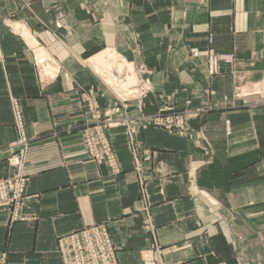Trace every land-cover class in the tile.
<instances>
[{
    "label": "crops",
    "instance_id": "crops-1",
    "mask_svg": "<svg viewBox=\"0 0 264 264\" xmlns=\"http://www.w3.org/2000/svg\"><path fill=\"white\" fill-rule=\"evenodd\" d=\"M0 45V150L17 136L10 97L31 139L30 219L0 211V264H64L57 238L98 223L118 264H264V0H0ZM35 47L53 75L42 77ZM105 49L148 67L146 111L208 109L186 136L135 120L108 129L117 174L85 157L80 134L85 96L101 112L120 106L88 62ZM208 51L235 60L212 73ZM7 156L0 177L13 173Z\"/></svg>",
    "mask_w": 264,
    "mask_h": 264
},
{
    "label": "built area",
    "instance_id": "built-area-1",
    "mask_svg": "<svg viewBox=\"0 0 264 264\" xmlns=\"http://www.w3.org/2000/svg\"><path fill=\"white\" fill-rule=\"evenodd\" d=\"M209 42H211V37H209ZM114 52L115 64L112 72L122 81L123 87H133L136 95L123 99L113 91L120 101V106L105 112L95 109L92 99L85 96L83 103L91 113V118L81 129L80 134L85 157L97 164L107 165L112 174H117L120 172V168L107 135L108 129L117 126L128 130L131 120H135L141 125L161 128L172 133H182L186 136L188 120L191 117L203 115L208 109H198L191 113L188 110L174 111L172 108L164 106L154 112L146 111L143 99L152 91L148 79V67L142 63L134 64L117 51L114 50ZM191 56L198 58L200 54L196 51L192 52ZM2 59L3 53L0 45V60ZM234 60L233 52L208 51L205 55L206 67L212 73L218 70L220 61L232 63ZM252 92L260 93L258 90ZM239 94L240 92H236L234 97H238ZM131 102L134 103L133 116L128 115ZM9 105L17 136L3 150H0L8 152L6 162L13 169L12 174L0 177V211H6L9 221L13 223L30 219L24 213L28 186V177L25 175L24 166L31 139L26 134L23 111L18 99L10 97ZM119 110L125 112V116L119 119L112 118V115ZM224 129L227 135L231 134L232 128L228 119L224 121ZM133 146L134 144L131 143V149ZM136 166L138 167L137 162ZM139 182L142 184L141 176H139ZM144 223L153 237L156 230L148 213H146ZM56 253L64 264H118L111 233L103 223L88 225L59 236Z\"/></svg>",
    "mask_w": 264,
    "mask_h": 264
},
{
    "label": "bare ground",
    "instance_id": "bare-ground-1",
    "mask_svg": "<svg viewBox=\"0 0 264 264\" xmlns=\"http://www.w3.org/2000/svg\"><path fill=\"white\" fill-rule=\"evenodd\" d=\"M12 26L15 31L20 30L23 37L27 39V33L21 25L12 23ZM114 56L115 52H113L112 49H106L89 59V63L93 69L103 77L105 82L113 88L117 95L119 94L121 97L124 96L125 98L133 97L136 95L135 89L133 87H123L122 81L112 72V69L114 71L115 64ZM46 74L49 75L50 71L47 70Z\"/></svg>",
    "mask_w": 264,
    "mask_h": 264
},
{
    "label": "rangeland",
    "instance_id": "rangeland-1",
    "mask_svg": "<svg viewBox=\"0 0 264 264\" xmlns=\"http://www.w3.org/2000/svg\"><path fill=\"white\" fill-rule=\"evenodd\" d=\"M11 23V22H10ZM9 22H8V24L11 26L12 25V23L10 24ZM19 24V23H18ZM20 25V24H19ZM21 27L22 28H24L22 25H21ZM12 28H13V26H12ZM14 30V29H13ZM18 32H20L21 33V31L20 30H18ZM22 35V34H21ZM23 36V35H22ZM24 38V37H23ZM29 38V37H28ZM25 39V38H24ZM26 40V39H25ZM26 41H29V40H26ZM35 41V40H34ZM34 46L36 45V42H34V44H33ZM106 50V49H105ZM113 50V52H114V49H112ZM35 55H36V61H37V64L41 67V75H42V77H45V76H49V75H53L52 74V72H54L55 71V66H53L49 61H47L48 60V57H49V55L48 54H46V52H45V50H44V48H42V47H38L37 49H36V47H35ZM43 56V57H42ZM42 57V58H41ZM88 62H89V60H88ZM90 64V63H89ZM50 71V74L48 75V74H46V71ZM98 73V72H97ZM99 74V73H98ZM100 75V74H99ZM101 76V75H100ZM102 77V76H101ZM102 79H103V77H102ZM104 80V79H103ZM105 81V80H104ZM109 85V84H108ZM110 86V85H109ZM111 87V86H110ZM112 88V87H111ZM113 89V88H112ZM114 91V90H113ZM119 95V94H118ZM89 97V96H88ZM119 97L120 98H125L124 96L123 97H121L120 95H119ZM83 107L84 108H86L85 106H84V103H83ZM95 109H97L96 107H95ZM11 110V109H10ZM97 110H99V109H97ZM100 111V110H99ZM85 112H86V120H85V123H87L88 121H90V118H91V113L88 111V109H85ZM105 112V111H104ZM12 114V113H11ZM23 117H24V115H23ZM25 121V120H24ZM12 124H14L13 123V117H12ZM14 126V125H13ZM84 127V126H83ZM82 127V128H83ZM15 128V127H14ZM26 128V127H25ZM16 130V129H15ZM81 131V130H80ZM108 131V130H107Z\"/></svg>",
    "mask_w": 264,
    "mask_h": 264
}]
</instances>
